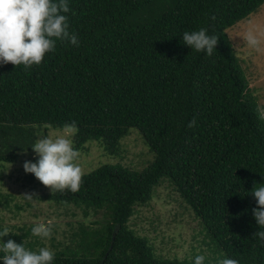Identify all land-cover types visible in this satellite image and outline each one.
I'll return each instance as SVG.
<instances>
[{"label": "trees", "instance_id": "obj_1", "mask_svg": "<svg viewBox=\"0 0 264 264\" xmlns=\"http://www.w3.org/2000/svg\"><path fill=\"white\" fill-rule=\"evenodd\" d=\"M69 3L79 47L58 41L38 66L0 65V164L17 163L42 130L72 121L78 152L97 142L124 159L122 142L136 129L155 161L143 171L105 165L82 176L78 192L35 195L85 216L71 225V244H52L53 264H193L196 255L206 264L225 257L264 264L251 195L264 183V107L228 35L264 0ZM202 27L218 37L212 56L182 43L183 32ZM36 181L43 185L29 173L23 184ZM163 181L199 221L209 253L192 246V259H162L129 227L135 208L152 201ZM14 197L0 194V209L12 211ZM2 223L0 230L12 231ZM32 237L29 229L3 240L45 247Z\"/></svg>", "mask_w": 264, "mask_h": 264}, {"label": "rangeland", "instance_id": "obj_2", "mask_svg": "<svg viewBox=\"0 0 264 264\" xmlns=\"http://www.w3.org/2000/svg\"><path fill=\"white\" fill-rule=\"evenodd\" d=\"M249 32L257 35V47L248 45L246 36ZM228 35L239 53V60L251 87L257 90V96L264 107V5L257 13L229 29ZM47 134L55 138L63 134V130H42L40 138ZM71 138L73 140V136ZM122 146L127 155L124 159H117L108 156L97 142L87 144L86 150L79 152L76 161L83 176L90 175L105 165H122L133 171H143L155 161L154 153L139 130H132L123 140ZM37 159L36 153L32 151L22 154L17 163L0 164V194L15 196L12 211L0 209V218L4 220V227H9L20 235L37 223L51 221L53 234L50 239L45 241L32 237L29 241H38L53 250L52 244H71V225H76L81 219H85V216L77 211V216L74 217L71 210L67 211L53 202L37 200L35 195L52 192L48 186L38 185V181L33 186H24V176L29 173H25L23 164L25 161L35 162ZM33 187H36V190H33ZM26 194L31 195L33 199H26ZM18 207L21 209L17 210ZM129 227L148 241L157 256L162 259H192V246L198 247L199 252L209 253L207 244H204V240H209L205 238L204 233L200 234L199 221L165 181L154 189L152 201L135 208Z\"/></svg>", "mask_w": 264, "mask_h": 264}, {"label": "clouds", "instance_id": "obj_3", "mask_svg": "<svg viewBox=\"0 0 264 264\" xmlns=\"http://www.w3.org/2000/svg\"><path fill=\"white\" fill-rule=\"evenodd\" d=\"M71 11L69 0H0V65L11 63L23 65L25 69L40 65L45 55L55 51L57 42H67L79 47L78 35L70 31L69 16ZM182 43L191 50L212 56L218 43V37L209 35L207 28L185 31ZM250 47H257V35L249 32L246 36ZM191 122L189 126H192ZM48 126L46 125L45 128ZM75 121L63 126V134L55 138L47 134L36 139L31 148L38 159L35 162L25 161V173L33 174L51 191L75 193L80 190L83 172L78 163V150L74 147L72 136L78 133ZM251 195L256 200L252 214L259 231L253 237L264 243V183H258ZM257 185V184H256ZM33 199L31 195H24ZM9 233L18 235L8 228L0 230V261L3 264H53L55 252L48 246L38 250H30L24 243H16L12 239L4 242L3 237ZM51 221L37 223L31 228V235L47 241L52 237ZM193 264H206L204 255H196ZM211 264V262H209ZM216 264H240L238 259L217 258Z\"/></svg>", "mask_w": 264, "mask_h": 264}]
</instances>
